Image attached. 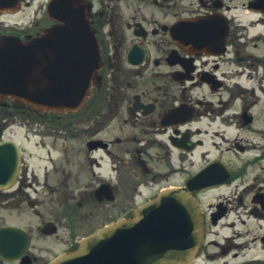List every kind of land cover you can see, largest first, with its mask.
<instances>
[{"label":"flooded vegetation","instance_id":"obj_1","mask_svg":"<svg viewBox=\"0 0 264 264\" xmlns=\"http://www.w3.org/2000/svg\"><path fill=\"white\" fill-rule=\"evenodd\" d=\"M52 1L0 0V37L56 24ZM80 1L99 87L69 115L0 106L21 154L0 186V264H51L177 188L203 212L193 264H264V0Z\"/></svg>","mask_w":264,"mask_h":264},{"label":"water","instance_id":"obj_2","mask_svg":"<svg viewBox=\"0 0 264 264\" xmlns=\"http://www.w3.org/2000/svg\"><path fill=\"white\" fill-rule=\"evenodd\" d=\"M49 9L57 23L37 37H0L1 106L11 101L41 115L70 114L99 85L102 64L88 7L53 0ZM19 166L17 145L0 141V186L15 181ZM203 236L198 200L185 189H170L52 264H192Z\"/></svg>","mask_w":264,"mask_h":264},{"label":"rangeland","instance_id":"obj_3","mask_svg":"<svg viewBox=\"0 0 264 264\" xmlns=\"http://www.w3.org/2000/svg\"><path fill=\"white\" fill-rule=\"evenodd\" d=\"M6 110H8L10 112H14V109H12V108H8ZM2 112H3V110H2ZM12 114L14 115V113H12ZM13 115H12V117L8 118V120L11 123H15L16 125L25 124V123L34 124V125H38V124L46 125V122L43 123V122H41L39 120H36L35 122H33V121H31L30 118L24 117L22 114H16V116H13Z\"/></svg>","mask_w":264,"mask_h":264}]
</instances>
